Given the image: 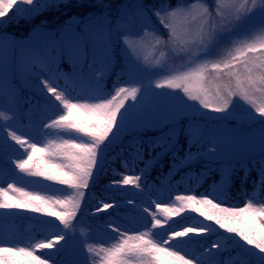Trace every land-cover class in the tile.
<instances>
[{
  "label": "snow or ice",
  "instance_id": "6c2138e0",
  "mask_svg": "<svg viewBox=\"0 0 264 264\" xmlns=\"http://www.w3.org/2000/svg\"><path fill=\"white\" fill-rule=\"evenodd\" d=\"M38 7L35 0H0V18L13 10L9 19H27ZM89 7L97 11L84 17H70L56 32L45 35L44 42L33 46L29 53L31 67L37 69L29 74L39 81L35 86L42 94L44 106L38 103L30 108L28 119L37 127L42 125L41 136L61 138L49 140L41 148L39 140L29 142L17 135L16 130L7 132L27 154L26 158L13 161L16 169L28 176L64 185L66 189H55L52 195L41 196L9 183L6 188L0 187V209H26L46 214L59 224L46 222L56 230L55 234L50 233L51 239H41L30 246L0 247V264H57L56 256L63 245L55 246L77 235L81 238L84 258L73 264H157L161 256L169 258V264H225L224 254L236 241L219 229L235 234L244 242L241 264H264V200L255 193L246 194L243 206H225L221 199L227 196L234 167L222 169L223 185L204 193L178 194L175 202L166 207L151 201L158 211L143 208L151 220L145 222V230L141 232L129 234L115 222L93 227L77 219L78 214L83 215L81 205L97 174L104 170L103 158L107 151L118 141L123 145L122 135L126 129L139 126L135 110L145 91V74L162 75L163 78L155 82V88L181 90L188 101L196 103L185 102L177 117L165 124L154 139L145 141L134 136L128 144V159L124 165L126 171H132L142 162L144 168L139 175H123L122 179L111 181L108 190L133 185L142 192L145 189L150 192L146 169L161 164L164 156L171 157L170 173L180 166L191 168L193 163L206 160L203 176L205 171L212 170L209 164L232 155L231 138L215 130L209 131L207 124L201 123L207 112L221 114L213 118L217 122L228 123L241 115L246 121L259 125L261 161L254 185L264 189V0H125L115 7L107 0H94ZM146 44L152 45L160 57L171 55L174 60H183L187 56V67L182 71L174 70L159 59L155 64L147 62V58L141 63L139 52ZM12 47H16L15 42ZM114 47L124 53L126 62L117 63L122 73L121 83L109 92L105 91L103 81L110 72L114 74L110 55ZM3 53L4 45L0 43V73L5 63ZM116 59L119 61V57ZM65 62L69 64V72L61 68ZM20 67H23V57ZM16 70L14 59L13 74ZM148 87H152L151 83ZM12 98L18 108L19 97L13 92ZM81 98L84 102H80ZM129 101L134 103L129 104ZM238 101H243L247 107H242ZM58 109L62 112L56 114ZM81 114H86L89 122H82ZM16 116L15 111L0 109V131L11 128L9 122ZM65 136L67 138H63ZM181 137L187 141L183 156L179 155ZM145 142L153 151L160 149L149 160H144ZM193 148L196 151H192ZM39 152H47L44 159L53 164L52 171L42 170L40 164L34 162ZM142 177H145L143 188ZM128 203L133 201L128 200ZM119 207V203L100 201L95 211L102 213ZM185 212L196 213L212 224L198 221L182 230H172V225L165 228L174 216ZM182 219L189 217L182 216ZM80 225L83 227L78 234ZM104 228L119 234L118 238L114 237L115 243L105 247L102 243L89 242L95 240L94 233ZM209 235L218 239L210 247L200 244L197 238ZM0 243H3L2 238ZM181 244H195L199 248L192 247L190 251L185 248L181 254ZM53 248L55 252L45 256L36 254L38 250Z\"/></svg>",
  "mask_w": 264,
  "mask_h": 264
},
{
  "label": "trees",
  "instance_id": "16d2710c",
  "mask_svg": "<svg viewBox=\"0 0 264 264\" xmlns=\"http://www.w3.org/2000/svg\"><path fill=\"white\" fill-rule=\"evenodd\" d=\"M107 2L115 7L124 3L125 0H107ZM92 3H94V0L83 2L68 0L47 6L41 11H33L27 19H9V17H12L13 11H9L2 19L0 37H3V40L0 43L4 45L3 56L5 63L3 72L0 73V109L6 112L15 111L17 116L15 120L9 122L11 128H5L0 131V187L6 188L9 183H14L16 187H22L25 191L41 196L52 195L55 189H66L64 185L48 181L43 177L28 176L16 169L13 161L19 158H26L27 154L25 148H21L19 144H16L15 141H12L7 136V132L16 130L17 135H21L23 139L29 142L39 140L38 147L41 148L49 140H59L61 138L56 135L41 136L39 133L42 125L37 127L35 124H31L28 119L27 114L30 108L38 103L41 107L44 106L42 94L35 86L39 81L36 77L29 74L32 71H37V69L31 67L29 53L33 46H39L44 42L45 35L56 32L69 21L70 17H84L90 12L97 11L95 8L89 7ZM12 42H15V48L12 47ZM20 45H25L26 47L22 49L19 47ZM102 55L103 52L101 51ZM110 55L113 56L114 74L110 72L103 81L105 91L109 92L113 90L114 85L121 83L122 73L119 67H116L117 63L124 64L126 62L124 53L115 47ZM22 57L23 67L21 68ZM116 57H119V61H117ZM14 59L17 63L15 74H13ZM162 63H168L174 70L182 71L188 65V57L186 56L183 60H174L171 55H168ZM96 67L99 68L100 64L97 63ZM61 68L65 72L71 70L67 62L63 63ZM162 78V75L147 76L145 74L143 79L145 91L142 93L139 103L136 104L135 110L139 117V126L126 129L122 135L123 145L121 146L118 141L115 146L107 151L106 156L103 158L104 170L97 174L98 178L91 186L81 205L83 215L78 214L77 219L84 220L86 223L92 224L93 227L105 225L106 222H115L120 225L121 230L127 229L129 234L144 231L145 222L150 221L151 217L148 213L143 212V208L149 207V211H158L155 204L151 203V201L159 202L162 207H166L175 202V196L178 194H200L206 190H211L212 187L223 185L224 180L222 177L224 173L222 169L229 167H234L235 172L232 173L228 183L227 196L221 198L225 201V206H243L246 202V194L252 195L255 193L261 200H264V189H260L258 184L254 185V182L258 179V166L261 161L259 125L240 121L243 118L241 115H237L232 121L224 123L217 122L216 119H213L214 117H210L207 114L204 120L201 121L202 124H207L209 131H216L217 129L216 132L219 135L230 137L232 141L230 146L233 150L232 155L220 158L216 162L209 164L208 167L212 170L210 172L205 171L203 176H201V172L205 165L208 164L206 160L193 163L191 168L180 166L177 169H173L170 173L171 157L164 156L161 164L146 169L148 173L146 180L151 186L150 192L147 189L142 192L141 189H137L133 185L116 186L112 190H108L111 181L120 180L123 175H139L140 169L144 168V164L138 162L134 170L126 171L124 161L128 159V144L133 137L136 136L145 141L154 139L159 135V130L165 124L171 123L177 117V113L182 110L178 102L188 101L181 90L155 88V82ZM150 83L152 85L151 88L148 87ZM121 86L123 85L121 84ZM13 92L19 97L18 108L13 102ZM74 102L76 101L74 100ZM80 102H84L82 98ZM241 102L243 101H238L243 107ZM128 103L134 102L129 101ZM61 112L62 109L56 110V114ZM79 119L85 123L89 122L86 114H81ZM236 124L240 125L237 126ZM224 125L240 127L241 129H232L227 132V135H222L220 132H224L222 130ZM180 143L182 147L179 155L183 156L187 150V141L181 137ZM121 147H123V151ZM155 151H160V149L157 148ZM155 151L145 142L144 160H149L152 155H155ZM192 151H196V149L193 148ZM45 156H47V152L37 153V156L34 157V162L39 163L42 170L52 171L53 164L44 159ZM56 171L58 172L59 169H56ZM144 180L145 177H142V188ZM214 182L217 183L214 184ZM191 189H194L195 192L193 193ZM67 191L70 192L71 190L68 189ZM55 194L61 195L59 192ZM128 200H132L133 203L129 204ZM100 201L119 203L120 207L115 210L109 209L107 212L97 213L95 209L99 206ZM182 216L189 217V219H182ZM191 217H196V219H191ZM159 218L164 219L163 215H160ZM49 221H55L57 225L59 224L58 220L46 214L33 213L26 209H0V238L3 240V243H0V247L30 246L41 239H51L50 233L55 234L56 230L46 223ZM198 221H203V218L196 213L185 212L181 216H174L172 220L168 221L165 228L168 225H172V230H182L183 227L190 226ZM203 222L212 224V222L208 221ZM147 226L150 227V224ZM213 226L218 228L216 225ZM81 227L83 225L77 228L78 234ZM219 232L225 236L234 237L236 241V244H230V250L224 254L225 264H241L244 259L242 251L243 247H245L244 242L239 237H236L235 234L225 233L223 229H219ZM118 235V233H113L110 228H104L94 233L95 240H90L89 242L102 243L103 246L108 247L115 243L114 237L118 238ZM80 239L79 235H77V237L67 239V243L61 241L60 244L55 246L58 248L63 245V250L56 256L57 264H73V262L83 260L84 253L81 251ZM197 239L200 240V244L203 246L210 247L218 237L209 235ZM179 247L182 250L181 254H184L183 249L188 248L190 251L192 247L199 248V245L181 244ZM213 251L215 252L216 250ZM49 252H55V248L38 250L36 254L45 256ZM157 264H169V258L161 256Z\"/></svg>",
  "mask_w": 264,
  "mask_h": 264
},
{
  "label": "rangeland",
  "instance_id": "374dc122",
  "mask_svg": "<svg viewBox=\"0 0 264 264\" xmlns=\"http://www.w3.org/2000/svg\"><path fill=\"white\" fill-rule=\"evenodd\" d=\"M64 1H68V0H35V2H37L39 4V7L34 11H41V10L45 9L47 6L56 5V4L64 2ZM74 1L83 2L86 0H74ZM226 2H227V0H226ZM22 7L28 8V7H32V6L22 5ZM10 11H13V10H10ZM3 18H0V19H3ZM139 56H140L141 63L146 62L145 58H147V62H150L152 64H155L157 59H159L160 62L162 63L167 58V56L166 57H160L159 52L150 44H146L143 46V48L139 52ZM185 102L188 104L196 103L195 101H179L178 104L181 106L182 109L184 108ZM241 103L243 104V107H247V105H244L243 102H241ZM202 111H207V110H202ZM207 114L210 117H214V118H218V116H219V114H217V113L207 112ZM240 121H246V120L244 118H241ZM247 122H248L247 124L252 123L250 121H247ZM236 125L239 126L240 124H236ZM222 128H223L222 130H224V132L223 131L220 132V133H222V135H227V132L232 130V129L233 130L241 129L240 127H234V126H230V125H224V126H222ZM216 131H217V129H216Z\"/></svg>",
  "mask_w": 264,
  "mask_h": 264
}]
</instances>
